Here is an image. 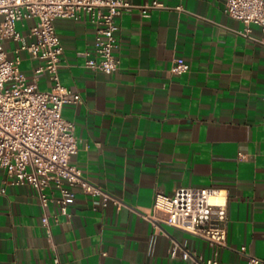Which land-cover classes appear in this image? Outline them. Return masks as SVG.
Listing matches in <instances>:
<instances>
[{"label": "crops", "instance_id": "0c3cea01", "mask_svg": "<svg viewBox=\"0 0 264 264\" xmlns=\"http://www.w3.org/2000/svg\"><path fill=\"white\" fill-rule=\"evenodd\" d=\"M147 1L132 0L118 18L120 66L112 73L85 65L96 35L87 13L54 21L64 48L61 82L83 98L63 110L79 138L71 163L134 209L104 207L76 188L63 215L56 201L44 207L32 187L6 184L0 169V264H57L56 256L59 264H199L214 256L246 264L249 254L264 264V32L253 24L246 34V24L225 13L226 0H183V11L179 0H158L167 7L143 16ZM33 23H18L23 36ZM16 45L4 42L11 58ZM20 57L31 81L40 61L26 51ZM176 57L189 72H171ZM38 82L52 88L47 73ZM182 186L224 191L225 246L142 215L152 213L156 194ZM175 240L193 256L169 257Z\"/></svg>", "mask_w": 264, "mask_h": 264}, {"label": "built area", "instance_id": "2783aa9c", "mask_svg": "<svg viewBox=\"0 0 264 264\" xmlns=\"http://www.w3.org/2000/svg\"><path fill=\"white\" fill-rule=\"evenodd\" d=\"M182 1L175 6L179 11L184 10ZM134 7L132 0H0V169L6 172V184L32 187L44 207L56 201L63 215H70L69 207L75 200L76 188L100 197L104 207L111 201L119 208H134L109 190L90 182L83 171L71 163L72 156L78 152L79 138L75 134L74 121L67 119L63 110L67 104L81 103L83 98L61 82L59 66L64 48L54 21L59 17L78 20L87 13L96 26V35L93 55L85 65L94 71L112 73L120 66V59L114 52L118 45V18ZM164 7L167 6L158 0L139 6L143 16ZM224 11L246 24V34L253 24L264 32V0H226ZM29 19L34 23L28 35L23 36L18 23ZM6 40L17 42L12 58L4 47ZM20 51L40 61L31 81L20 69ZM190 69V63L183 57H176L171 66L175 74ZM41 73L48 74L51 89L39 86ZM213 197H218L219 201H212ZM142 215L212 244L225 246L228 241L226 196L214 186H182L172 196L158 193L152 213ZM42 221L54 245L48 215H43ZM245 249L243 246L242 250ZM180 253L184 259L193 256L192 251L175 240L168 256L175 258ZM196 260L199 264H219L217 256ZM55 262L59 264L58 256ZM246 264H263V261L249 254Z\"/></svg>", "mask_w": 264, "mask_h": 264}, {"label": "bare ground", "instance_id": "6f19581e", "mask_svg": "<svg viewBox=\"0 0 264 264\" xmlns=\"http://www.w3.org/2000/svg\"><path fill=\"white\" fill-rule=\"evenodd\" d=\"M216 200H219V198H218V197H213V198H212V201L215 202Z\"/></svg>", "mask_w": 264, "mask_h": 264}, {"label": "rangeland", "instance_id": "374dc122", "mask_svg": "<svg viewBox=\"0 0 264 264\" xmlns=\"http://www.w3.org/2000/svg\"><path fill=\"white\" fill-rule=\"evenodd\" d=\"M216 201H219V200H216Z\"/></svg>", "mask_w": 264, "mask_h": 264}]
</instances>
